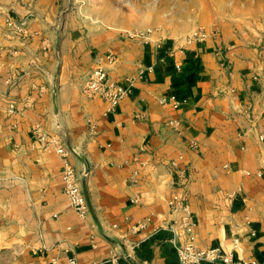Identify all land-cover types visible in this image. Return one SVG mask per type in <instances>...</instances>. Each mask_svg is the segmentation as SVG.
I'll return each instance as SVG.
<instances>
[{"label":"crops","instance_id":"1","mask_svg":"<svg viewBox=\"0 0 264 264\" xmlns=\"http://www.w3.org/2000/svg\"><path fill=\"white\" fill-rule=\"evenodd\" d=\"M61 4L0 0V264H181L174 234L158 229L179 216L168 207L175 192L188 196L199 247L264 264V21L220 22L218 35L217 25H199L209 37L186 44L184 35L95 26ZM98 65L124 85L145 69L113 111L82 90ZM171 95L179 108L161 101ZM35 124L88 172L87 217L70 206L63 160ZM114 245H134L135 256L110 261Z\"/></svg>","mask_w":264,"mask_h":264},{"label":"built area","instance_id":"2","mask_svg":"<svg viewBox=\"0 0 264 264\" xmlns=\"http://www.w3.org/2000/svg\"><path fill=\"white\" fill-rule=\"evenodd\" d=\"M5 24L13 27L16 31L22 33H29L28 28L24 22H18L11 18L5 19ZM153 30H135L129 33L130 37L147 38ZM217 30L212 31V35H218ZM210 33L206 29H194L185 36L182 40L186 44H193L203 42L209 37ZM171 56L175 55V49L167 50ZM116 57L114 53L110 52L107 55V61L113 63ZM149 70H152L149 68ZM145 69H140L137 73L131 74L127 77L128 84L119 83L116 79L109 75L108 69L103 65L96 66L89 74L83 84V92L89 96H99L106 100L110 107L109 111L117 108L121 100L127 95L131 85H133L140 77L143 76ZM161 101L163 103H171L175 108H179L181 102L176 96H163ZM9 112L16 111V105L13 102L8 104ZM170 126L175 128L180 126V120L173 119L169 122ZM35 137L43 142L49 149L54 150L63 160V182L64 192L67 195L70 206L81 218L87 217L89 214V203L87 196L82 186V178L88 176V172L80 174L69 160V150L61 138L57 135L48 134L39 124H35L32 128ZM133 181L137 180V173H134ZM168 207L170 215L178 214L166 218L164 223L158 228L165 229L174 234L173 243L175 244L179 261L181 264H263L257 259L245 260L236 259L233 251H224L219 247L201 248L196 244V237L194 233L195 223L192 213L189 209L188 196L186 194L175 192L168 200ZM151 218L138 221L132 226L133 231L143 230L148 226ZM186 234L188 237L182 242L176 240L179 234ZM135 246L132 245V251H119L114 245V250L111 252L110 261L118 262L121 258H133ZM53 264H60L59 260L53 258ZM71 264H80L77 259L71 258ZM149 264V262H145Z\"/></svg>","mask_w":264,"mask_h":264},{"label":"rangeland","instance_id":"3","mask_svg":"<svg viewBox=\"0 0 264 264\" xmlns=\"http://www.w3.org/2000/svg\"><path fill=\"white\" fill-rule=\"evenodd\" d=\"M99 27L186 35L199 25L264 21V0H62ZM183 37V36H182Z\"/></svg>","mask_w":264,"mask_h":264}]
</instances>
